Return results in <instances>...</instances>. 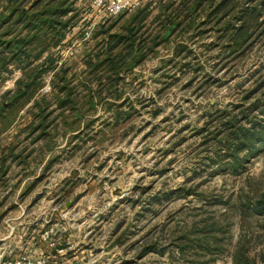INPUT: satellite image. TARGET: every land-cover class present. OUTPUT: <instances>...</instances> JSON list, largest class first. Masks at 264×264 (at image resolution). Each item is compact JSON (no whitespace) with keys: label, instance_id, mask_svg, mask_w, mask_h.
Masks as SVG:
<instances>
[{"label":"rangeland","instance_id":"rangeland-1","mask_svg":"<svg viewBox=\"0 0 264 264\" xmlns=\"http://www.w3.org/2000/svg\"><path fill=\"white\" fill-rule=\"evenodd\" d=\"M72 1L65 39L57 43L55 36L38 62L52 56L53 66L15 110L14 126L0 130L6 260L53 264L49 250L56 249L57 264H234L239 248L264 264V214L251 210L264 200V149L239 154L234 168L215 141L225 136L230 116L246 126L264 116V28L254 27L261 34L236 53L229 50L232 29L219 39L242 7L262 0H239L220 25H204L207 7L189 29L184 13L170 36L163 30L167 7L182 0H142L136 12L118 17H108L95 0ZM136 17L144 57L110 89L113 74H92L90 66L103 47L101 29L122 33ZM59 72L76 104L60 108L53 90ZM21 78L22 71L14 72L0 95ZM256 104L259 110L245 116L237 109ZM185 237L192 244L182 253ZM206 239L224 249L200 248ZM46 247V256L39 254Z\"/></svg>","mask_w":264,"mask_h":264},{"label":"trees","instance_id":"trees-1","mask_svg":"<svg viewBox=\"0 0 264 264\" xmlns=\"http://www.w3.org/2000/svg\"><path fill=\"white\" fill-rule=\"evenodd\" d=\"M6 2V12L0 13V89L16 71H22L23 78L17 81L15 89L0 95L1 131L10 130L14 126L16 122L15 110L25 99L32 95L37 88L38 80L51 69L49 67L53 66L54 58L52 56L45 58L40 63L38 62L43 59L47 50L46 44H49L48 42H51L55 36L58 39L57 43L65 39L64 31L71 26L74 15L67 21H64V18L76 11L71 0H7ZM182 2L184 3L178 5L172 3L167 7L170 15L163 24V30L168 36L183 24L180 20L184 13L186 14L185 19L189 20L187 25L189 29L195 26L198 10H206L207 7L210 13L204 25L207 23L220 25L232 16L241 5L239 0H219V2L218 0H182ZM255 2L258 3L260 0H255ZM218 16L221 17L218 19ZM263 16L264 0L258 6L242 7L239 17L233 18L234 24L230 23L232 25L227 26L224 30L225 34L219 35V39L226 38L231 33L232 45L229 50L236 53L254 37L261 34L254 31L253 28L259 27V31L264 28V23L261 22ZM136 20L137 17L123 29L122 33L112 34L110 30H105L104 27L101 29L100 34L104 36L103 47L100 53L91 57L90 66L92 74H99L100 69L108 70L109 73L113 74L116 81L110 83V89L118 86L123 71L135 67L138 61L144 57L142 45L136 37L140 31V28L137 29L135 24ZM234 25H239L238 29H233ZM50 32L55 34L49 37ZM60 75L64 76L62 72L55 74L53 90L54 93H57L56 100L60 108H63L77 102L72 99L70 85L65 84L62 87L61 82H65V77L60 78ZM55 84L57 87H55ZM38 108L41 109V106L38 105ZM237 109L240 110L242 116H245L246 112L253 109L259 110V105L256 104L249 109H244L241 106ZM43 111L38 116L40 119L38 126L41 130L46 127V116L43 115ZM247 122L248 126L244 122L238 121V117L230 116L228 121L223 124L225 136L220 140L216 139L218 136L215 137L216 145L227 149L225 156L234 160V168L240 162L239 154L243 153L246 154V157H249L257 155L264 149V116L262 119ZM36 130L35 128L32 133ZM43 137H45L44 134L37 137V139ZM251 210L255 214H264V200L255 203ZM183 241L184 243L179 247L182 253L192 244L190 239L186 237ZM210 241V239L203 241L200 248L203 249L206 246L209 251L212 250L211 248L224 249L223 243L219 246L218 241L215 243ZM232 257L234 264H256L249 257H246L239 248L236 249Z\"/></svg>","mask_w":264,"mask_h":264},{"label":"built area","instance_id":"built-area-1","mask_svg":"<svg viewBox=\"0 0 264 264\" xmlns=\"http://www.w3.org/2000/svg\"><path fill=\"white\" fill-rule=\"evenodd\" d=\"M165 2L173 0H163ZM142 0H95L94 5L102 9L108 17H118L123 14H132L136 12L141 6ZM51 232H47L44 235V239L47 240L50 237ZM52 247L56 244L52 243ZM3 264H47L45 259H32L28 256L14 259L11 261H5Z\"/></svg>","mask_w":264,"mask_h":264},{"label":"crops","instance_id":"crops-1","mask_svg":"<svg viewBox=\"0 0 264 264\" xmlns=\"http://www.w3.org/2000/svg\"><path fill=\"white\" fill-rule=\"evenodd\" d=\"M4 242H5V239L0 238V264H3L7 259L5 247H1V245H4ZM48 250L49 249L47 248L46 252L43 251L42 253L40 252L39 254H44L46 256V254L48 253ZM49 251H50L51 255L48 258L51 260L50 261L51 263L57 264L58 261H61L62 253L60 251H58L56 249H52ZM36 252H37V250H36Z\"/></svg>","mask_w":264,"mask_h":264}]
</instances>
